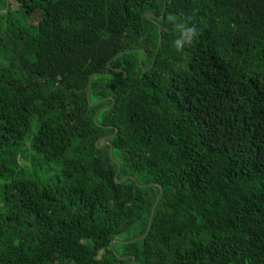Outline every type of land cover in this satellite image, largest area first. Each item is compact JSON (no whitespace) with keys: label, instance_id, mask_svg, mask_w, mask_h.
<instances>
[{"label":"trees","instance_id":"16d2710c","mask_svg":"<svg viewBox=\"0 0 264 264\" xmlns=\"http://www.w3.org/2000/svg\"><path fill=\"white\" fill-rule=\"evenodd\" d=\"M162 8L0 0V264H264V0Z\"/></svg>","mask_w":264,"mask_h":264},{"label":"clouds","instance_id":"9594fccd","mask_svg":"<svg viewBox=\"0 0 264 264\" xmlns=\"http://www.w3.org/2000/svg\"><path fill=\"white\" fill-rule=\"evenodd\" d=\"M177 27H181L182 30L180 32V37L174 41L175 46L180 48L182 45L191 43L197 32L195 26L182 27L177 25Z\"/></svg>","mask_w":264,"mask_h":264},{"label":"water","instance_id":"95a60500","mask_svg":"<svg viewBox=\"0 0 264 264\" xmlns=\"http://www.w3.org/2000/svg\"><path fill=\"white\" fill-rule=\"evenodd\" d=\"M165 8H166V0H163V8H162V12H161V16H160V17H157V16H155V15L149 13V12L146 13L145 16H146L147 19H150V20L153 21L154 23H157L158 20L162 19V17H163V13H164V11H165ZM158 30H159V33H160V39H159V43H158V46H157L156 52L158 51L159 46H160V42H161V29H160L159 26H158ZM143 57H144V53H143V56L140 58V61H139L140 64H141V61H142ZM95 75H100V74L97 73V74H95ZM89 88H91V85L89 86ZM89 92H90V91H89ZM113 104H114V101H113ZM112 106H113V105H111V106H107V107H104V108L100 109V111H99V112L97 113V115L95 116V120L97 119L98 114H99L103 109H106V108H109V107H112ZM101 140H102V139H101ZM101 140H99V142H100ZM107 143H109V142H107ZM112 150H113V148L111 147V155H112ZM117 166H118V169H119V164H117ZM117 174H118V172L116 173L115 177H117ZM155 206H156V203L154 204V206H153V208H152V213H153V211H154ZM149 225H150V224H149ZM113 244H114V242L112 243V246H113Z\"/></svg>","mask_w":264,"mask_h":264},{"label":"rangeland","instance_id":"374dc122","mask_svg":"<svg viewBox=\"0 0 264 264\" xmlns=\"http://www.w3.org/2000/svg\"><path fill=\"white\" fill-rule=\"evenodd\" d=\"M11 1H14V0H11ZM15 5H16V4H15ZM14 7H15V6H14ZM142 56H143V55H142ZM142 56H141V57H142Z\"/></svg>","mask_w":264,"mask_h":264}]
</instances>
